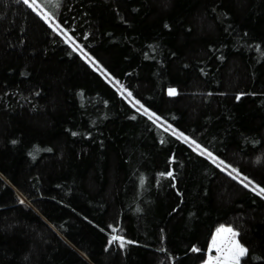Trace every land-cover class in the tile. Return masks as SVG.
Listing matches in <instances>:
<instances>
[{"label":"trees","instance_id":"16d2710c","mask_svg":"<svg viewBox=\"0 0 264 264\" xmlns=\"http://www.w3.org/2000/svg\"><path fill=\"white\" fill-rule=\"evenodd\" d=\"M50 12L161 122L264 187V0ZM220 224L247 249L238 264H264V197L138 112L27 5L0 0V264H200Z\"/></svg>","mask_w":264,"mask_h":264},{"label":"rangeland","instance_id":"374dc122","mask_svg":"<svg viewBox=\"0 0 264 264\" xmlns=\"http://www.w3.org/2000/svg\"><path fill=\"white\" fill-rule=\"evenodd\" d=\"M29 2L30 3H33V0H29ZM54 2H55V0H34L35 5H39V8H37L35 10V12L36 13L38 12L41 17H43L45 14L49 15L51 17V21L50 22H54V23L57 24V22L52 17L51 12H50V8L54 4ZM56 32L59 33L63 37V39L70 44V46L72 48H74V47L77 48L76 51L79 53V55L92 68H94L97 72H99L105 78V80L108 83H110L116 89V91L123 98H125L128 101V103H130L133 106V104L137 100L135 98H133L132 96L129 97L128 96V92L129 91L126 90L122 84L117 83L118 81L116 79H114L112 76H110L102 67H100L98 65V63H96V65H93L89 60H86L85 57H84V55L80 51V49H81L80 46H78V44L70 37V35L68 34V32L66 30L61 29V27L59 26V29ZM83 52L86 53L84 50H83ZM88 56L91 57L90 55H88ZM91 59L96 62V60L94 58L91 57ZM100 69H103V72H101ZM121 85L123 86V88H121ZM140 105H141L140 103L139 104H136V107H134V108L137 110V108H140ZM138 112L142 113L143 112V108H140V111H138ZM149 112L150 113H153L150 110H149ZM157 123H159V125H160L159 127H161L162 129H165V128L168 127V125H166L164 122L158 121ZM172 129H174V128H171V129L168 130V132L171 133V134H172ZM176 132L177 133H181V132H179L177 130H176ZM173 136H175V135H173ZM175 137L177 138V136H175ZM179 140L182 141V142H184L192 150H194L195 152H197L198 154H200L199 149L196 148V144L197 143L196 144H192L191 143L192 139L189 138V142H187V143L184 140H182V139H179ZM200 147L203 148L202 146H200ZM204 157H206L207 159H209L206 155H204ZM210 161L212 162V160H210ZM219 161H221V160L219 158H217V163H219ZM215 165H217V164H215ZM221 167H223V165H221ZM221 167H219L220 170H221ZM224 172L228 173L227 170L224 171ZM228 228H231V227L229 225H226V224H220V225H218L215 228V230H214V232H213V234H212V236L210 238L209 244H208V251H207L206 258L200 264H238L239 263V260H240L241 257L239 258L238 261L231 259V257L234 255V251H233V247H232V241L234 239L237 240V237H233L230 232L226 231V229H228ZM220 229H225V231H218ZM214 239H215V245L213 244V240ZM217 249H219V251Z\"/></svg>","mask_w":264,"mask_h":264},{"label":"snow or ice","instance_id":"6c2138e0","mask_svg":"<svg viewBox=\"0 0 264 264\" xmlns=\"http://www.w3.org/2000/svg\"><path fill=\"white\" fill-rule=\"evenodd\" d=\"M18 3H22L23 5H27L29 8H32L33 11H35L37 8H39V5H35L34 0L33 3H30L29 0H17ZM37 15H39V13L37 12ZM45 21V23L48 24L49 28L52 29V31L56 32L59 29V25L54 23V22H50L51 21V17L47 14H45L42 17ZM67 42V41H66ZM77 48H73V51H76ZM80 51L82 52V54L84 55L86 60H89L93 65H96L97 62H95L94 60L91 59V57L88 56L87 53H84L82 49H80ZM101 72H103V69H100ZM119 83V82H117ZM121 88H123V86L121 85ZM176 90L175 89H169L168 90V95L170 96H174L176 95ZM128 96L131 97L132 93L128 92ZM136 104H139V101H136L133 104V107H136ZM140 108H143V112L141 113L142 115H146L148 117L149 120H152L153 124H156L157 127H159V123H157L158 121L161 120V118L159 116H157L155 113H150L149 110L147 108H144L143 105H140ZM140 108H137V111H140ZM132 119H136L135 116L132 117ZM172 126L168 125L167 128H165V131H168L169 129H171ZM172 135L177 136L178 139H182L184 140L186 143L189 142V138L187 136H185L183 133H177L175 129H172ZM192 144H196L195 140L191 141ZM196 148L199 149L200 151V155L204 156L206 155L210 160H212V162L214 164H217V167H221V165H223V167H221V171H226L229 168L231 169L230 171H228V175L233 179V180H238L244 188H250L251 186V190L254 191L257 195L264 197V187H260L255 185L248 177L246 176H242L241 173H239V171L236 168H232L230 165L225 164L224 161H219V163H217V157H215L213 155L212 152L207 151V149L201 148L200 145L196 144ZM169 176H171V173H168ZM247 181V182H245ZM141 183H143V181H141ZM116 229H113V232H115ZM218 231H225V229H220ZM226 231L230 232L232 234L233 237L238 236V233L234 232L233 229L228 228L226 229ZM115 241H119V246L123 247L124 246V241L123 238L118 236V235H113L111 237V239L109 240V244L115 242ZM130 243V242H129ZM213 244L215 245V239L213 240ZM232 247H233V251H234V255L231 257L232 260H236L238 261L240 257L244 256L247 254V249L242 246L238 240H233L232 241ZM219 251V249H217Z\"/></svg>","mask_w":264,"mask_h":264}]
</instances>
